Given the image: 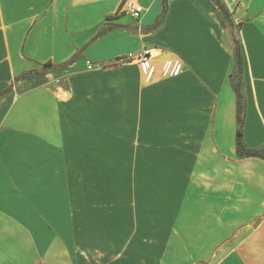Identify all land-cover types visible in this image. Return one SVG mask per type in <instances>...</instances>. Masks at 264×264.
<instances>
[{"label":"crops","instance_id":"0c3cea01","mask_svg":"<svg viewBox=\"0 0 264 264\" xmlns=\"http://www.w3.org/2000/svg\"><path fill=\"white\" fill-rule=\"evenodd\" d=\"M123 1L0 0V264H264V0Z\"/></svg>","mask_w":264,"mask_h":264},{"label":"trees","instance_id":"16d2710c","mask_svg":"<svg viewBox=\"0 0 264 264\" xmlns=\"http://www.w3.org/2000/svg\"><path fill=\"white\" fill-rule=\"evenodd\" d=\"M167 0H162L163 9L161 12L164 14L166 11V2ZM215 5L219 10V14L225 24L228 26H233V21L231 19V12H229L222 0H213ZM160 22V21H159ZM158 24V22H155ZM113 26L108 24L101 25L100 29L97 32V35H102L106 33L108 30L112 29ZM234 63L231 72L229 73V82L233 91L236 95V132H235V154L238 158H245V157H258L264 160V148H253L247 146V144L243 140V126L245 121V101L243 95V86H244V77H243V55L241 51L240 41L238 37H234ZM74 58V56L72 57ZM72 58L69 59L67 62H64L62 65H68ZM114 63L111 62L110 64H105L103 66H110ZM43 67L49 68H56L57 65H52L51 62H46L43 64ZM32 72L27 71L23 72L20 75L16 76L14 80H19L28 76H31Z\"/></svg>","mask_w":264,"mask_h":264},{"label":"built area","instance_id":"2783aa9c","mask_svg":"<svg viewBox=\"0 0 264 264\" xmlns=\"http://www.w3.org/2000/svg\"><path fill=\"white\" fill-rule=\"evenodd\" d=\"M226 5H227V9H229V12H232L230 6L233 5L237 7L239 5V0H230L229 3L226 2ZM119 10L122 13H126L130 15L134 19H138L143 8L133 0H124ZM158 53L159 52L153 48H144L137 53L129 52L124 55H121L117 57L113 61V63L122 64L131 61L135 62L138 65L140 71L144 73L146 77L151 78L157 69L155 64L153 63V59L158 56ZM171 66H172L171 61L166 60L163 64V68H164L163 72L169 73V71L171 70ZM86 67L87 69H93L95 65L90 60H87ZM177 71L178 69L174 68L173 72H177Z\"/></svg>","mask_w":264,"mask_h":264},{"label":"rangeland","instance_id":"374dc122","mask_svg":"<svg viewBox=\"0 0 264 264\" xmlns=\"http://www.w3.org/2000/svg\"><path fill=\"white\" fill-rule=\"evenodd\" d=\"M186 250L188 251L185 256H181L178 259H171L169 264H192L193 259L192 257L195 256L194 253L192 252L193 248L188 246L186 247ZM181 253V251H178Z\"/></svg>","mask_w":264,"mask_h":264}]
</instances>
